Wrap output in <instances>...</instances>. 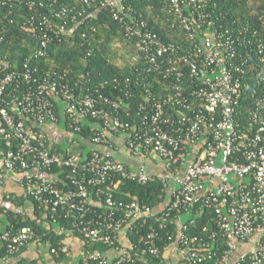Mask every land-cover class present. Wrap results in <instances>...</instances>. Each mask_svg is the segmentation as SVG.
I'll return each mask as SVG.
<instances>
[{
	"label": "built area",
	"instance_id": "2783aa9c",
	"mask_svg": "<svg viewBox=\"0 0 264 264\" xmlns=\"http://www.w3.org/2000/svg\"><path fill=\"white\" fill-rule=\"evenodd\" d=\"M152 1L160 11L152 15L149 7L153 23L125 0H0L11 10V26L13 17L21 21L28 49L25 57L0 52V183L12 173L39 212L36 226L0 231V255L31 245L49 249L43 239L66 233L80 240L87 264H146L139 246L159 264L176 263L172 248L181 264H264V43L253 49L248 42L240 54L234 33L214 27L211 0ZM97 10L121 24L131 66L168 85L158 99L148 91L140 125L124 121L110 96L78 94L48 58L53 45L74 47L79 26ZM89 30L93 39L97 30ZM9 35L0 25V45ZM61 121L68 147L50 142V127ZM86 123L89 138L79 142ZM111 135L141 163L163 161L167 200L158 209L130 192L118 198L125 181L144 185L152 176L97 150L110 146ZM197 205L214 224L190 235L193 221L185 220ZM162 231L171 244L164 256L157 245ZM66 240L51 256L69 253Z\"/></svg>",
	"mask_w": 264,
	"mask_h": 264
},
{
	"label": "trees",
	"instance_id": "16d2710c",
	"mask_svg": "<svg viewBox=\"0 0 264 264\" xmlns=\"http://www.w3.org/2000/svg\"><path fill=\"white\" fill-rule=\"evenodd\" d=\"M125 2V6H133L137 17L142 15L149 23H153L149 16L150 6H154L152 15L160 13L152 0H125ZM209 9L215 16L213 19L215 22L214 27L219 28L221 26L224 30H229L231 34L234 33L236 39L241 41L238 46L240 54L248 48V42L253 46V49L259 44L258 41L264 43V0H260V5L257 6L251 4L250 0H211ZM94 14L92 18L87 20L89 21L88 26L85 23L79 26L74 47H71L68 43L63 44L62 47L53 45L48 58L55 60L59 65L60 68L57 69L59 72H67L68 77L76 84L78 94L84 95L88 91L95 92L98 90L100 94L110 96L121 104V117L124 121L132 125H140L144 123L145 113L140 112L139 107L141 104L146 103L149 96L148 91L158 99L165 93L168 85L158 74L147 73L145 69L131 66L130 63H127L124 67L114 63L112 47L120 40L127 44L122 34L121 24L115 21L107 10H97ZM13 19L15 23L11 26V10L5 7L0 8V25L5 26L10 31L8 39L0 45V52L1 55H4L6 49H8L10 56L11 51L16 56L14 52L19 51L25 57L28 49L24 48L23 37L19 33L21 21L17 17H13ZM151 25L153 26V24ZM91 27H95L97 30L93 39L91 37L92 32L89 30ZM157 29L159 31V28ZM11 32L14 34L12 47ZM85 32L87 36L83 38L82 34ZM253 57L256 59V54ZM249 103L246 98L241 107L243 105L246 107ZM89 124L86 123L82 134L78 135L79 142L81 139L89 138ZM82 147L77 148V150L82 149ZM1 149H3L2 145H0ZM125 192L137 196L140 201L153 209H158L167 200L165 185L156 175H153L151 181L144 185L125 181L120 189V194L117 195L118 198L123 197ZM3 200L5 203L0 206V231H15L26 226H36V220L28 216L24 208L26 202H30L35 207V213H38L37 205L31 198L12 192L5 193ZM212 218L213 215L209 211H202L198 205L193 208L185 220L186 224L193 221L189 230L190 235H199L205 226L211 227L214 224ZM171 229L174 230V227ZM167 232L162 231L160 233L161 237L157 241L163 256L166 248L171 245L167 239ZM202 236L206 237L207 235L203 234ZM131 238L132 242L138 245L139 236L133 234ZM65 239H67V234L61 233L47 236L42 240V243L49 244L50 251L51 248H58L60 244L62 245L61 242ZM27 249H29V246L23 247L20 252L11 257L0 255V264L12 260L16 261L11 264H45L44 260L25 257L24 254ZM94 249L106 251L107 247L97 245L94 246ZM139 251L140 253L143 251L141 262L144 260L143 262L146 264H159V260L146 254L142 246H139ZM71 255H73L72 251H69L68 254L52 257H54V263L62 264L73 261ZM74 264L87 263H85L83 256H80L74 260ZM175 264L181 263L176 262Z\"/></svg>",
	"mask_w": 264,
	"mask_h": 264
},
{
	"label": "crops",
	"instance_id": "0c3cea01",
	"mask_svg": "<svg viewBox=\"0 0 264 264\" xmlns=\"http://www.w3.org/2000/svg\"><path fill=\"white\" fill-rule=\"evenodd\" d=\"M49 136H50V142L55 146L58 145V146L68 147L71 142L70 136L67 132V125L64 121L60 122V124L58 125L51 126L49 129ZM110 140H111L110 146H99V147H96L97 150L110 154L112 157L116 158L117 160L127 164L130 168L136 169V168L143 167L144 170L151 176L156 175L158 177H161L162 175H164L165 166H164L163 161L159 157L153 156V157H150V159L141 163L138 159H135L134 157L130 155L121 137L117 135H111ZM1 185L2 186H0V193L2 195H0V206L5 203V201L3 200L5 193L16 192L17 195L22 196L21 188L19 187L17 183L16 177L12 173L6 174L5 181ZM24 208H25L27 215L33 219H36L37 215H39V212L35 213L36 212L35 207L30 202H26ZM185 218H186V215L182 216L181 220H184ZM66 243L69 244V247L71 248L70 251H72V254H73L71 255L73 258V261L81 256L83 247L80 244L79 239L71 236L67 238ZM41 248H43V246L39 247V250H38L35 247V245H31L29 246V249H27V252L24 254V256L42 260L41 253H40V251H42L40 250ZM168 256L173 258V261L175 262L178 261L173 248L169 250ZM15 261L16 260H12V262H15ZM50 261L54 262V257H52V260ZM45 264H48V263L45 261ZM62 264H72V260L71 262L68 261Z\"/></svg>",
	"mask_w": 264,
	"mask_h": 264
},
{
	"label": "rangeland",
	"instance_id": "374dc122",
	"mask_svg": "<svg viewBox=\"0 0 264 264\" xmlns=\"http://www.w3.org/2000/svg\"><path fill=\"white\" fill-rule=\"evenodd\" d=\"M250 3L257 6V5H260V0H250ZM112 52L114 53V55H113L114 63H116L120 67H124L131 60L132 53L128 49L127 44H125L121 40L118 41L112 47ZM0 186H2L1 183H0ZM0 195H2V194L0 193ZM35 247L39 250V248L37 246H35ZM40 250H42V251H40L42 260L46 261L48 264H54V262L50 261V260H52V256L50 254L49 249L46 247H43ZM11 263H12V261H6L3 264H11ZM72 264H74V261H72Z\"/></svg>",
	"mask_w": 264,
	"mask_h": 264
}]
</instances>
